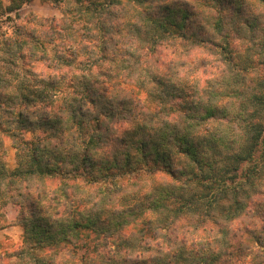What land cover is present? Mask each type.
<instances>
[{
	"label": "trees",
	"instance_id": "obj_1",
	"mask_svg": "<svg viewBox=\"0 0 264 264\" xmlns=\"http://www.w3.org/2000/svg\"><path fill=\"white\" fill-rule=\"evenodd\" d=\"M53 1L72 6L0 29V197L25 232L0 264H264L251 0ZM205 52L214 79L178 84Z\"/></svg>",
	"mask_w": 264,
	"mask_h": 264
},
{
	"label": "rangeland",
	"instance_id": "obj_2",
	"mask_svg": "<svg viewBox=\"0 0 264 264\" xmlns=\"http://www.w3.org/2000/svg\"><path fill=\"white\" fill-rule=\"evenodd\" d=\"M2 2L5 6H9L14 3V0H2ZM71 4L72 3L70 1L69 3L66 1L63 5L57 4L53 0L25 1L22 3L20 8L14 10L11 14L2 15L0 19V29L5 31L7 34H13L15 25L26 23L31 15L45 18H61L64 14L63 11L68 9L69 6H72ZM249 4V11L253 14L250 16L257 22L256 24L253 23L252 30L250 31L251 35H249L250 39L247 42L246 39H241L243 40V44L245 46L248 44L250 45L249 42H251V39H254V50H251L250 54L254 55L252 57L253 59H251V65L254 66L252 71H255V69H264V64L260 63L263 56L260 52L264 40V6L259 3V0H251ZM7 16H11L12 20L8 19ZM49 50L51 52L53 51L51 46H49ZM168 55V50H161L160 54H158V58L160 60L156 59V61L162 62L168 58ZM202 55L212 63L214 58L213 55L208 52H205ZM255 55L257 56L256 59ZM79 66L80 68H83L82 65ZM212 66L213 63L211 66L206 67L205 70L203 69L205 75L202 74L201 77L194 80H192V77H188L187 80H177L178 84L191 88L195 87L196 89L207 85L208 80H213L214 75L218 74ZM141 95L143 98H146L147 93L144 92V89L141 90ZM29 136H34V134L30 132ZM2 150L5 152L4 161L7 167L9 169H14L18 165V160L16 158L13 143L10 139H4ZM7 202L8 201H2L0 197V254L19 250L23 245L25 236L24 228L19 220V208L14 206L11 202ZM242 221H244V219L240 218L234 222V225L239 226Z\"/></svg>",
	"mask_w": 264,
	"mask_h": 264
},
{
	"label": "crops",
	"instance_id": "obj_3",
	"mask_svg": "<svg viewBox=\"0 0 264 264\" xmlns=\"http://www.w3.org/2000/svg\"><path fill=\"white\" fill-rule=\"evenodd\" d=\"M29 133H30V132H27V133H26V136H27V137H32V136H29Z\"/></svg>",
	"mask_w": 264,
	"mask_h": 264
}]
</instances>
